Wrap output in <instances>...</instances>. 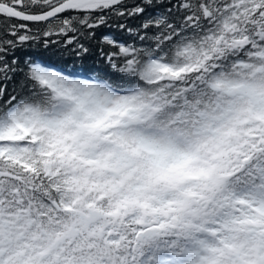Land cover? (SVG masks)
Returning <instances> with one entry per match:
<instances>
[{
	"label": "snow or ice",
	"instance_id": "obj_1",
	"mask_svg": "<svg viewBox=\"0 0 264 264\" xmlns=\"http://www.w3.org/2000/svg\"><path fill=\"white\" fill-rule=\"evenodd\" d=\"M0 264H264V0H0Z\"/></svg>",
	"mask_w": 264,
	"mask_h": 264
},
{
	"label": "trees",
	"instance_id": "obj_2",
	"mask_svg": "<svg viewBox=\"0 0 264 264\" xmlns=\"http://www.w3.org/2000/svg\"><path fill=\"white\" fill-rule=\"evenodd\" d=\"M89 64H92V60L91 59L89 60ZM95 67L99 70V68L101 67V64L99 62H97L95 64Z\"/></svg>",
	"mask_w": 264,
	"mask_h": 264
}]
</instances>
